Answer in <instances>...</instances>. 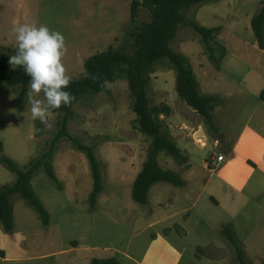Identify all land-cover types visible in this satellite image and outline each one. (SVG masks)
<instances>
[{
    "label": "rangeland",
    "instance_id": "rangeland-1",
    "mask_svg": "<svg viewBox=\"0 0 264 264\" xmlns=\"http://www.w3.org/2000/svg\"><path fill=\"white\" fill-rule=\"evenodd\" d=\"M130 2L0 0V54L5 53V48H16L14 38L9 36L15 23L35 20L64 35L69 49L66 56L69 75L72 80H77L83 76L81 61L84 64L91 55L103 52L108 47L130 52L131 38L128 33L135 25L149 21L148 11L140 9L133 23L130 20ZM263 2L216 0L184 11V18L188 22L193 21L207 28H222L216 41L228 50L226 54L229 53V58L227 65V55L223 58L226 67L219 78L212 77L210 72H215L214 67L204 55L200 36L191 25L180 26L170 44L174 52L189 59L202 91L208 92L206 86L210 85L216 92L213 95L218 98L221 108L213 114L211 125L204 124L198 116L199 122L196 116L193 117L195 112L179 99L175 90V73L166 60L159 61L150 74L147 90L149 105H167L171 114H175L174 128L171 127L174 122L171 115H159L158 118L164 131L169 133L175 130L177 148L184 150L185 141L189 138L180 140L189 132L179 124L189 114L188 120L193 129L196 130L198 123H202L205 136L194 134L191 139L203 135L209 139L207 146L201 148L197 141L198 145H189L186 153L181 151V154L188 156L195 175L202 178L204 183L210 182V186L219 176V169L226 164L217 166L219 169L215 170L217 173L214 177L212 173L215 172L208 171L204 162L212 158L211 161L216 164L217 155L223 153L225 156L227 151L225 147L216 148L212 141L218 139L222 146L231 142L235 131L243 125L248 115L246 109L252 107L253 102L261 103L256 118L264 115V98L259 97L264 89V54H261L264 51L257 48L250 29V19ZM20 89V85H0V155L24 169L29 161L48 149L58 130L60 114L55 111L54 118H49L51 127L38 119L33 120L27 98L29 85L23 111L18 112L15 102ZM134 118L127 83L123 79L111 83L106 92L84 96L73 105V118L67 125L68 133L83 144L94 147L101 165L103 189L92 205L89 201L92 180L86 158L73 148L71 141L62 139L52 157L53 170L60 181L61 190H57L44 173L31 180L35 194L49 214L48 225L43 226L36 213L18 195L12 196V231L5 232L0 226V250L3 252L0 264H89L93 258H114L119 264L142 262L149 236L154 234V231L142 229L147 222L160 219L175 209L168 206L167 199L176 189L165 182L152 186L151 211H145V205L131 199V184L141 169L150 142L149 138L134 129ZM217 125L221 129H217ZM157 163L163 169L180 173L185 171V167L180 166V159L164 152L158 154ZM14 180L15 174L0 162V187L10 185ZM254 184L251 181L248 188L255 187ZM259 186L263 193L255 195V190L251 192L246 189L248 198H242V203L239 200L241 206L237 205L236 208L229 207V204L238 201L233 195L228 196L227 206L222 205L221 208L212 203H209L212 208H207L199 201L200 208L189 223L187 238L179 244L177 238H170L175 249L184 250V258L178 264H238L233 246L224 239L226 233H221L223 228L229 229L235 240L239 241L247 264H264V183H259ZM209 191L205 190V194ZM154 194L165 203V207H153ZM183 205L187 206L186 202L175 207ZM234 226H237L235 230ZM156 229L160 230L161 226ZM175 231L181 234L177 227ZM156 245L154 239L148 254L150 264H172L171 256L160 258V251L155 252Z\"/></svg>",
    "mask_w": 264,
    "mask_h": 264
},
{
    "label": "trees",
    "instance_id": "trees-1",
    "mask_svg": "<svg viewBox=\"0 0 264 264\" xmlns=\"http://www.w3.org/2000/svg\"><path fill=\"white\" fill-rule=\"evenodd\" d=\"M216 0H131L129 6L130 20L134 23L140 9H145L149 14V21L135 25L128 33L131 38L129 44L130 52L124 49L108 47L103 52H98L88 57L83 66L90 74L98 75L100 81L107 79L110 83L123 79L127 83L130 97V108L135 114L133 126L136 131L150 139L146 149L145 159L141 169L131 185V199L139 204L146 205L149 189L156 183L165 182L174 187H182L183 181L178 173L162 169L157 163L159 153H167L173 158L181 161L179 149L170 139L167 131L162 129L158 118L159 115L169 116L170 108L160 104L150 106L147 98V90L150 74L154 66L161 60H166L170 69L175 73V90L180 100L191 108L203 121L211 125L214 109L219 105V100L214 95H206L200 92L198 81L193 73L189 59L181 53L174 52L170 44L174 40L180 26H192L193 30L200 36V44L207 60L215 70L219 71L226 48L219 44L216 39L222 28L204 27L193 21H186L184 11L190 7H200L210 4ZM250 29L256 41L257 48L264 50V2L261 8L251 17ZM6 49V50H5ZM0 54V85L4 87L21 86L18 93L15 109L23 111V102L26 89L29 85V77L23 68H13L9 64V57L15 54L14 49L5 48ZM75 100L70 106H62L55 110L59 112L56 131L47 150L38 157L29 161L24 169H20L9 158L0 155V162L12 173L15 180L10 185L0 187V226L5 232H11L13 228V204L12 196L18 195L37 215L43 226L49 222V214L44 205L35 194L31 180L34 176L44 173L57 190H61L60 181L57 179L52 166V157L56 151L57 144L62 139H68L74 149L81 152L88 163L92 180V190L89 201L93 205L96 198L103 189L100 162L94 153V147L87 146L78 139L70 136L67 125L73 118V105L84 96L97 95L106 92L108 88H101L99 81H94L83 76L72 80L69 89ZM264 98V90L260 93ZM216 133V131H214ZM0 144V151H1ZM221 233H226L224 239L234 248L238 264H247L245 255L235 240L230 230L223 228ZM3 252L0 250V257ZM89 264H119L114 258H93Z\"/></svg>",
    "mask_w": 264,
    "mask_h": 264
},
{
    "label": "crops",
    "instance_id": "crops-1",
    "mask_svg": "<svg viewBox=\"0 0 264 264\" xmlns=\"http://www.w3.org/2000/svg\"><path fill=\"white\" fill-rule=\"evenodd\" d=\"M264 51V50H262ZM228 52V50H227ZM261 54H264L261 53ZM226 65H227V57L229 56V53L226 54ZM229 58V57H228ZM225 63L222 62L221 68L219 71L215 70V72H210L212 77L219 76L223 74V71L226 67ZM229 65V64H228ZM195 73V70L193 71ZM215 79H212L213 81ZM200 85V84H199ZM201 89V85H200ZM206 89L208 92L205 94L213 95L216 92L213 91L214 89L211 88L210 85L206 86ZM264 90V89H263ZM262 90V91H263ZM202 91V89H201ZM202 91V93H204ZM261 93V91H260ZM264 96V95H263ZM259 97H262L259 95ZM221 104V103H220ZM261 103L258 101H255L252 103V107H249L246 109L248 114L243 122V125L235 131V134L231 140V142H227L224 146H222L220 141L218 139H214L212 141L213 145L218 147H225L226 155L224 156V162L226 165L224 167H221L218 171L219 176H216V180L214 182H203L202 178H198L194 170L192 169V164L189 163L188 156L182 155L181 151L186 153V150H188L189 145H198L197 141L200 142V144H204L205 146L199 145L201 148H205L207 146V140H209L204 137V128L202 123H198L197 129H193L192 125H190V121L187 119L182 121L179 125H182V129H186V131L189 132V134H184L182 136V141H185L187 137H189L185 142L186 146L184 150L179 149L181 156H183L184 160L180 164L181 167H185V171L179 174L183 181L182 187L178 188L175 187L176 191L172 193L171 196H168L167 203L168 206L175 208L171 213H168L164 216H161L160 219H155L153 221L147 222L145 226L143 227V231H154V234H151L148 239V248L145 249V253L142 255L143 260L140 264H150V260H148V254L150 253L151 245L153 243V240L156 239L157 245L155 248V252L158 250L160 251L159 256L160 258L171 256L172 257V264H178L183 257L184 250L175 249V245L172 244L170 241V238H177V242L182 243L184 239L187 238L189 230V223L192 220L193 216L196 215V212L198 210L199 201H202L204 204H206V207L209 208L212 206L209 203H212L213 206L221 208L223 206H227V198L229 195H233L235 198L238 199V201L234 204H229V207L236 208L237 205L241 206V199H247V195L245 194L246 189H250L251 192H255L253 194H257L259 192L263 193V190H261V186H259V183H264V115H261L259 118H256V112L259 110ZM221 108V105L216 107L213 111V114L216 113V111ZM171 118L173 119L175 117V114H171ZM169 115V116H170ZM196 116L199 122H201L198 115L195 113L193 114V117ZM174 120V119H173ZM176 120H174L173 125H171L172 128L175 127ZM178 125V126H179ZM216 128L221 129L218 125ZM177 130V129H176ZM192 130H194L192 132ZM172 132H169L170 139L175 143L176 145V138H174L175 130H171ZM192 132V133H190ZM203 134V135H197L195 139H191V137L194 134ZM178 135V134H177ZM217 135H220L217 133ZM204 142V143H203ZM177 146V145H176ZM188 153V151H187ZM212 160V158H211ZM206 160L204 162V167L208 170V164L212 161ZM222 163V164H223ZM221 164V165H222ZM220 165V166H221ZM163 169V168H162ZM217 169V170H218ZM173 171V170H172ZM215 172V171H214ZM215 173H212L214 176ZM215 177V176H214ZM253 181L255 183V187L252 186L248 188L250 182ZM160 183V182H159ZM158 183L154 184L157 185ZM132 185V184H131ZM153 185V186H154ZM174 187V186H173ZM152 188V187H151ZM151 188L148 191L147 194V203L145 205V211H151L152 210V199L150 197V191ZM172 189V188H171ZM205 190H210L208 194H205ZM173 191V190H172ZM157 194L159 195L158 191ZM164 194V193H163ZM194 194L193 198L192 195ZM157 195L154 194V197ZM207 197V198H206ZM239 200L241 203H239ZM186 202V205H183L179 208H176V204H183V202ZM154 208L159 207H165V203L162 202V200L157 199V197L153 200ZM167 206V207H168ZM194 209L195 212H194ZM199 211V210H198ZM261 214L259 215V217ZM178 217H181V220H177ZM182 219H184L183 222ZM161 226V229L157 230V226ZM178 228L181 230V234L177 233L175 231V228ZM237 228V226H234V230ZM156 229V230H154ZM152 236V238H151ZM239 243V241H238ZM240 244V243H239ZM242 244V243H241ZM216 247V246H215Z\"/></svg>",
    "mask_w": 264,
    "mask_h": 264
},
{
    "label": "clouds",
    "instance_id": "clouds-1",
    "mask_svg": "<svg viewBox=\"0 0 264 264\" xmlns=\"http://www.w3.org/2000/svg\"><path fill=\"white\" fill-rule=\"evenodd\" d=\"M9 36L15 41V54L9 57V64L23 68L29 79L27 93L33 120H39L47 127L49 118H54L55 110L70 106L75 100L67 89L72 82L66 64L68 45L60 32L50 29L35 20L15 23ZM81 73L84 78L100 82L101 88H110L106 78L100 81L98 75L90 74L81 61Z\"/></svg>",
    "mask_w": 264,
    "mask_h": 264
},
{
    "label": "built area",
    "instance_id": "built-area-1",
    "mask_svg": "<svg viewBox=\"0 0 264 264\" xmlns=\"http://www.w3.org/2000/svg\"><path fill=\"white\" fill-rule=\"evenodd\" d=\"M224 157L223 155L219 154L217 155L215 161H216V164H213V161L211 163H209L207 166L208 168H210L212 166V169H210L211 171H215L218 167V165H221L223 162H224Z\"/></svg>",
    "mask_w": 264,
    "mask_h": 264
}]
</instances>
